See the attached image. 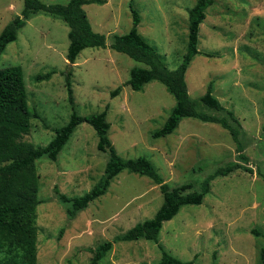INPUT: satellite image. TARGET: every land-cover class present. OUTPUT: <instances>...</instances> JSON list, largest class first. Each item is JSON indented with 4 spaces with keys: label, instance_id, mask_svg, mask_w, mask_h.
<instances>
[{
    "label": "rangeland",
    "instance_id": "obj_1",
    "mask_svg": "<svg viewBox=\"0 0 264 264\" xmlns=\"http://www.w3.org/2000/svg\"><path fill=\"white\" fill-rule=\"evenodd\" d=\"M103 1L83 9L93 30L105 35L106 45L82 49L74 63L66 60L68 25L44 13L31 16L0 54V69L21 66L28 108L39 115L31 118L23 139L44 146L73 110L87 116L107 107L108 137L117 153L146 157L169 187L192 182L199 190L200 182L218 166L245 163L253 172L237 169L215 177L200 204L184 205L163 222L158 241L168 254L193 264H264V0H215L199 27L200 52L185 73L192 99L212 81L213 95L225 110L233 111L246 162L237 157L234 140L218 123L185 117L172 133L153 138L151 133L163 125L174 98L156 80L133 90L126 84L130 69L143 64L110 48L114 34L131 28L134 9L140 15L138 31L168 68L176 69L186 50L188 8L195 0ZM22 7V0H0V32ZM51 70L48 79H36ZM68 73L73 106L65 82ZM117 87L118 94L112 96ZM97 140L94 128L82 122L56 160L42 156L35 161L41 200L36 206L37 264H88L91 249L104 241H112V247L98 264L160 260L161 250L152 241L113 240L151 218L162 204L159 185L149 177L121 171L105 194L74 217L67 215V203L54 193L58 187L69 197L81 196L98 181L108 154L97 150Z\"/></svg>",
    "mask_w": 264,
    "mask_h": 264
},
{
    "label": "trees",
    "instance_id": "obj_2",
    "mask_svg": "<svg viewBox=\"0 0 264 264\" xmlns=\"http://www.w3.org/2000/svg\"><path fill=\"white\" fill-rule=\"evenodd\" d=\"M22 2L20 15H16L0 32V54L8 43L17 38L18 30L26 21L37 13L60 18L68 25L69 44L66 60L69 63H74L80 51L86 47H105V35L93 30L83 9L85 4L90 2L102 4L103 0H68L65 4L44 3L41 0H22ZM214 2L215 0H195L188 8L186 50L176 69H169L157 48L138 31L140 15L134 9H131V28L126 33L114 34L110 48L143 64L130 69L126 84L133 90H140L144 84L156 80L163 84L174 98V105L163 125L151 133L153 138L172 133L180 120L185 117L218 123L228 130L234 140L237 157L246 162L247 157L239 138L240 123L233 111L225 110L213 95L212 81L197 99L189 96L185 81V73L191 60L200 52L197 48L200 24L206 17V10ZM203 54L214 56L207 52ZM53 72L51 70L37 74L36 79H48ZM65 82L68 101L73 106L70 73L67 74ZM119 90L120 87L115 88L111 95H117ZM201 106L222 114L201 111L198 109ZM38 116L28 108L21 66L12 65L0 69V264H37L36 206L41 200L37 196L39 176L35 161L42 156L56 160L72 132L82 122H87L94 128L98 138L97 150L108 154L103 174L91 189L81 196L69 197L58 187H54V193L61 202L67 203V215L74 217L91 201L105 194L112 179L121 171L127 170L149 177L159 185L163 197L162 204L151 218L135 224L126 232L115 236L113 240L145 239L154 242L161 250L160 260L155 264H193V260H180L163 249L158 241L163 222L175 216L184 205L200 204L210 191V183L215 177L226 176L237 169L253 172V169L245 163L230 161L208 174L200 182L199 190L194 188L195 184L192 182L169 187L146 157L124 158L117 153L108 137L110 123L106 119L107 107L87 116L78 115L73 110L68 121L55 129L54 137L44 146L23 139L30 129L31 118ZM262 131L264 133V121ZM111 247L112 241H104L91 249L92 256L88 264H98ZM261 257L264 261V248L261 249Z\"/></svg>",
    "mask_w": 264,
    "mask_h": 264
}]
</instances>
